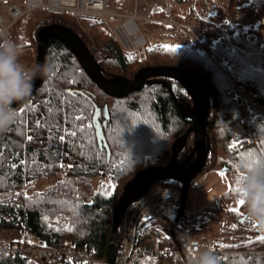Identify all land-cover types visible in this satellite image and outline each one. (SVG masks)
Instances as JSON below:
<instances>
[{
  "label": "trees",
  "instance_id": "trees-1",
  "mask_svg": "<svg viewBox=\"0 0 264 264\" xmlns=\"http://www.w3.org/2000/svg\"><path fill=\"white\" fill-rule=\"evenodd\" d=\"M237 3L245 18L264 17V0ZM51 24L67 27L98 53V64L106 77L131 79L146 66L179 67L196 77L204 95L212 99L207 116L211 149L202 172L223 170L229 182L217 207L225 218L216 220L219 230L209 245L223 252L217 257L219 264H264V222L249 219L238 196L244 157L253 151L264 153V119L250 117L256 144L248 143L242 149L234 145L237 139L230 131V125L247 112L235 96L233 83L252 90L257 103L264 106V44L259 41L264 22L256 30L245 32L231 27L225 13L218 9L202 22L205 29L200 45L204 52L198 51L197 45L153 47L143 61L125 53L114 36L99 29L100 24L77 20L71 12L34 11L16 23L10 38L20 48L33 47L36 51L37 32ZM147 25L150 29L165 28L155 23ZM251 34L255 36L253 41L249 40ZM46 68L43 84L23 104L14 107L15 123L0 133V230L29 235L34 239L30 244L40 247H58L68 241L105 261L113 209L123 186L138 171L167 164L173 141L190 122L180 116L161 84L146 85L122 99L107 96L57 40L48 41ZM166 81L179 105L190 104L178 83ZM192 139L190 134L177 157L178 163L190 153ZM56 175L60 179L41 192L24 189ZM187 215L184 209L182 217ZM207 223L209 220L202 215L197 231ZM194 229L182 231L188 234ZM151 240L160 247H173L171 238L152 224L140 227L137 244ZM203 248L204 245L197 250L201 252ZM184 255L188 264H194L198 257ZM164 261L141 258L136 264H165ZM0 264L42 263L3 255Z\"/></svg>",
  "mask_w": 264,
  "mask_h": 264
},
{
  "label": "built area",
  "instance_id": "built-area-1",
  "mask_svg": "<svg viewBox=\"0 0 264 264\" xmlns=\"http://www.w3.org/2000/svg\"><path fill=\"white\" fill-rule=\"evenodd\" d=\"M37 10L51 14L71 12L77 20L100 25L107 18L117 16L116 10L109 7L107 0H20L19 3L10 1L5 2L3 8L0 6V36L6 34L10 37L16 23ZM129 21L135 26L134 32H129L124 28V24ZM113 33L123 45L131 46V48H125L126 50H134L149 42L139 34L133 20L128 19L115 28ZM131 39L134 41L132 44ZM93 54L98 61L97 54L95 52ZM234 92L243 109L247 111L242 119L230 125V131L237 139L234 145L242 149L248 143L256 144L249 120L251 116L264 119V106L257 103L255 94L250 89H242L234 85ZM180 198L181 185L179 183L170 185L154 183L146 194L124 209L117 229L115 264H136L141 258L171 260V264L189 263V260L181 259V253L174 245L173 247H160L151 242L137 244V232L140 227L152 224L157 230L171 238L172 233L177 236L179 230L196 224L199 214L192 213L178 218ZM181 244L184 242L181 241ZM202 245L204 248L201 252L209 251L218 258L221 257L222 251L212 249L209 242L202 241V239L190 243L188 250L196 251ZM3 255L39 261L42 264H106L104 260L97 259L92 251L77 248L74 243L68 241L53 248L35 246L25 241H0V256Z\"/></svg>",
  "mask_w": 264,
  "mask_h": 264
},
{
  "label": "water",
  "instance_id": "water-1",
  "mask_svg": "<svg viewBox=\"0 0 264 264\" xmlns=\"http://www.w3.org/2000/svg\"><path fill=\"white\" fill-rule=\"evenodd\" d=\"M57 40L62 43L75 57L82 71L103 93L115 99H122L132 92L141 90L146 85L161 84L171 95L182 118L190 122L185 132L176 138L171 145V158L165 165L152 166L138 171L124 186L116 202L112 214V227L109 233L106 264H115L117 252V229L124 209L131 203L146 194L154 183L170 181L181 185L180 208L178 218H181L185 209L186 196L190 184L198 177L208 160L211 143L207 134V116L212 99L206 97L196 77L189 71L174 66H146L139 69L129 79L123 76L111 75L106 77L96 60L93 51L70 29L59 24L42 27L36 34L35 66L42 65L44 71L37 77L32 94L43 84L47 74L46 55L48 41ZM170 79L178 83L190 98V104L181 106L173 94ZM71 90H68L70 92ZM26 99V100H27ZM25 100V101H26ZM25 101L14 104L17 107ZM192 134L193 147L187 157L177 162L179 153L183 150L187 138ZM171 240L180 251L181 259L186 260L184 248L174 233Z\"/></svg>",
  "mask_w": 264,
  "mask_h": 264
},
{
  "label": "rangeland",
  "instance_id": "rangeland-1",
  "mask_svg": "<svg viewBox=\"0 0 264 264\" xmlns=\"http://www.w3.org/2000/svg\"><path fill=\"white\" fill-rule=\"evenodd\" d=\"M20 0H0V6L3 8L5 2ZM109 7L116 10V17L107 18L99 27L105 34L115 37L117 42L127 54H134L139 60L143 61L146 57V52L153 47L176 48L189 47L197 45L198 51L204 52L200 45L204 39L205 26L202 24L210 16H213L218 9L225 13L227 22L231 27H239L245 32L256 30L259 24H263L264 17L245 18L239 11L237 0H107ZM153 13L156 15L153 16ZM160 14L161 16H157ZM133 20L140 35L144 36L149 42L144 45L134 48V50H126L117 36L114 35V29L122 25L127 20ZM147 23H155L163 25L165 28L150 29ZM252 41L255 39L253 34L250 35ZM261 45L264 44V30L262 38L259 40ZM131 39V44L133 43ZM128 44V45H131ZM20 61L28 67L35 66L36 51L33 47L20 48ZM98 60H100V56ZM236 85L233 83V87ZM255 94V93H254ZM60 179L59 175L48 176L33 183L31 186H26L25 190L41 192L47 186L54 184ZM93 187L96 186V179L92 180ZM229 188V182L226 173L223 170L209 169L205 170L190 184L186 196V214H199V219L196 222L192 231L191 238H202V241L210 242L214 234L219 230L220 221L225 218L217 211L220 197ZM204 215L205 220H209L201 230L197 231L200 224V217ZM0 232V241H8L17 239L19 234L15 230H5ZM8 231V232H7ZM182 230L178 231V240L183 241ZM187 237V242L191 240ZM156 244V240L150 241ZM184 253H191L197 256L200 251H189L184 249ZM165 264H171L165 260Z\"/></svg>",
  "mask_w": 264,
  "mask_h": 264
},
{
  "label": "clouds",
  "instance_id": "clouds-1",
  "mask_svg": "<svg viewBox=\"0 0 264 264\" xmlns=\"http://www.w3.org/2000/svg\"><path fill=\"white\" fill-rule=\"evenodd\" d=\"M19 44L6 34L0 36V133L17 119L14 104L25 101L33 92L42 65L28 67L20 61ZM244 174L238 179V196L251 220L264 222V153L250 152L243 160ZM194 264H219L212 252H201Z\"/></svg>",
  "mask_w": 264,
  "mask_h": 264
},
{
  "label": "crops",
  "instance_id": "crops-1",
  "mask_svg": "<svg viewBox=\"0 0 264 264\" xmlns=\"http://www.w3.org/2000/svg\"><path fill=\"white\" fill-rule=\"evenodd\" d=\"M0 232H6L5 230H0ZM8 232V231H7ZM17 234H19V236L17 237V239H11V240H8V241H25L26 243H31L34 239H32L29 235H26L24 233H21L19 231H17ZM191 235H192V232L191 233H188V234H183L182 235V239H183V242L184 244L183 245H186V247H189V244L198 240V239H202V238H191ZM190 236V242L188 243L186 240H187V237ZM188 249V248H186ZM190 251V250H189Z\"/></svg>",
  "mask_w": 264,
  "mask_h": 264
},
{
  "label": "bare ground",
  "instance_id": "bare-ground-1",
  "mask_svg": "<svg viewBox=\"0 0 264 264\" xmlns=\"http://www.w3.org/2000/svg\"><path fill=\"white\" fill-rule=\"evenodd\" d=\"M134 25L131 21L124 24V28L127 29L129 32H134Z\"/></svg>",
  "mask_w": 264,
  "mask_h": 264
},
{
  "label": "snow or ice",
  "instance_id": "snow-or-ice-1",
  "mask_svg": "<svg viewBox=\"0 0 264 264\" xmlns=\"http://www.w3.org/2000/svg\"><path fill=\"white\" fill-rule=\"evenodd\" d=\"M248 154H249V153H248ZM240 203H243V201L241 200ZM262 239H264V238H262Z\"/></svg>",
  "mask_w": 264,
  "mask_h": 264
}]
</instances>
